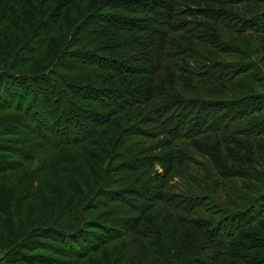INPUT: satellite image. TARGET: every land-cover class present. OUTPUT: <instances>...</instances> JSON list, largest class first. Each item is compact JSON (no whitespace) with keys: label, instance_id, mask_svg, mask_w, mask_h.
Instances as JSON below:
<instances>
[{"label":"trees","instance_id":"obj_1","mask_svg":"<svg viewBox=\"0 0 264 264\" xmlns=\"http://www.w3.org/2000/svg\"><path fill=\"white\" fill-rule=\"evenodd\" d=\"M181 1L186 0H0V176L20 170L25 162L32 160L39 152L42 153L44 148H66L61 163L68 161V158L71 160L73 154L69 153L70 148L93 144L97 129L111 128L115 115L120 116L126 109L137 106L142 107L137 114L139 119L122 129L115 142L108 143L106 153L109 152L112 157L113 150L120 147L121 140L132 132L141 134L142 137L158 136V139L154 144L141 145L134 152L136 157L132 156L119 164L116 173L125 169L142 171L145 175V171L150 172L158 164L164 171L156 173L160 178L177 172L179 166H174L173 163L177 156L181 157L182 148L175 147L171 150V140H160L161 136L166 135L169 138L188 139L196 143H193V147L200 151L216 149L222 173L226 171L224 169L230 168L234 174L243 177L245 173V177H248L245 167L251 162L260 163L256 159L258 153L264 157V116L261 115L264 112V92L248 93L235 99L219 98L220 100L208 94L194 95L195 98L190 100H170L160 108L154 107L149 111L147 104L155 95L169 97L161 87L165 86L163 81L160 78L157 81L156 73L161 72V77L167 74L177 77L176 72H173L174 68H178L175 61H184L181 57L185 55L194 62L196 70H199L203 67L202 60L207 65H215L212 55L218 50L229 52V48H219L221 42H209L198 32L206 28L217 35V27L201 24L202 27L195 30L196 23L184 28L182 25L186 21L173 22L175 8ZM230 1L234 3V0ZM129 3L135 5L131 6ZM241 3L244 2L237 4ZM195 6V11H202V6ZM247 12L245 11L248 17L243 24L247 27L246 30H252L251 24L264 23L262 12L256 8V4L249 6ZM223 17L227 19L226 15ZM220 22L222 21H218ZM188 41H194L202 48L191 44L189 46ZM193 47L195 49L191 50ZM230 68L233 70L235 66ZM100 72L109 73L107 81L123 77L119 85L125 86L120 91L104 88L106 80L102 79ZM233 73L237 75L235 78L243 75L239 68H235ZM213 75L211 74V78ZM231 77L233 76L228 79ZM156 81L160 89L155 88ZM231 88L224 89L222 86L218 91L228 92ZM203 93L210 94L209 90L204 89ZM149 113L155 115L151 117L148 116ZM173 116L177 117L179 126L176 130L169 131L165 123ZM251 117L254 119L246 128L229 131L232 129L231 124ZM120 118L132 120L133 113L130 111ZM150 118H153L150 124L155 123L151 127L152 132L145 127V122L149 124ZM212 126H215L216 133L223 132L226 135L219 143L221 145L208 146V138L199 141V138L215 133ZM255 129L258 131L255 132ZM105 132L107 131L101 134ZM105 136L108 137L106 140L111 138L109 132ZM237 137L253 139L242 142L236 140ZM260 164L264 166V162ZM67 168L63 167L61 170ZM92 171L91 168V179ZM258 177H263V173L253 174L248 180L259 182L256 179ZM146 188L148 187L137 186L135 189L134 193H138L139 200L164 202L174 211L180 210L173 203V195L160 192L145 194ZM248 188L249 191L254 190V187L246 184V189ZM113 194H116L115 197L120 195L119 192ZM189 197L183 200L184 203L187 202L181 209L185 215H190L192 210L203 206L201 197ZM114 201L118 202L114 209L122 215L123 197ZM102 204L104 202L100 200L98 208ZM142 206L145 207L144 204ZM129 207L140 209L139 205L131 203ZM263 214L264 190L251 199L245 208L226 214L214 222L210 231L204 235L208 241L205 245H194L188 250L184 248L185 238L189 237L192 230H198L196 223L185 216L174 219L170 215V222L174 226L170 231L173 238L170 249H175V253L168 254L167 259L170 264H217L218 261L209 262L203 258V248H212L215 260L222 259L218 249L228 247L234 240L245 241L250 238L253 234L251 232L244 239L238 240L236 237L239 231L251 227ZM128 215H124L129 218L126 225L130 227V231H134L138 222ZM141 222L139 219V225ZM200 224L204 225L202 222ZM103 227L109 235L111 230L106 225ZM54 228L49 225L44 231L45 236L41 235L43 240L34 243L33 247L24 246L23 249L29 252L34 251V247L43 251L50 249L81 259L111 241L109 236H101L91 230H84V233L80 229L65 234ZM176 234L181 235L180 241L176 239ZM117 236L121 235L116 234L114 238ZM69 239H72V244ZM52 241L67 247L55 248ZM231 251L229 256L239 264H264V247L260 258L251 256L246 261H237V251ZM10 262L49 264L50 259L21 252L15 262Z\"/></svg>","mask_w":264,"mask_h":264},{"label":"rangeland","instance_id":"obj_2","mask_svg":"<svg viewBox=\"0 0 264 264\" xmlns=\"http://www.w3.org/2000/svg\"><path fill=\"white\" fill-rule=\"evenodd\" d=\"M238 2L244 3L237 4ZM180 3L175 8L173 22L186 21V24L182 25L184 28L192 27L196 23L195 30L199 26L202 27L201 24L217 27V35L210 33L206 28H202L198 32L201 34L200 36L204 35L209 42L214 40L216 43L221 42L219 48H229V52L218 50L212 55L216 62L215 65H207L202 60L203 67L199 70H196L194 62L188 57L186 58L185 55L181 57L184 59L183 62L178 59L175 61L178 68H174L173 72H176L177 77L168 74L161 77V72L156 73L157 81L159 78L163 81L165 86L161 85V87L169 97L155 95L154 99H151L147 104L149 111L154 107L160 108L163 103L170 100H190V98H195L194 95L208 94V96L220 100L219 98L232 97L235 99L248 93L264 92V23L261 25L251 24L252 30L250 31L243 26L244 20L248 17L245 11L249 12V6L254 4H256V8H259V12H262L261 16L264 18V0H234V3L230 0H193V2L186 0ZM197 4L202 6L201 12L194 10ZM72 14L74 15V13ZM223 15H226L227 19ZM218 21L222 22L218 23ZM187 44L202 48L194 41H188ZM193 49L195 47L191 50ZM229 65L239 68L243 75L235 78L237 76L233 73L235 68L232 70L228 67ZM246 71L249 72L246 74ZM100 73L102 79L106 80L104 88L120 91L125 86V84L119 85L123 77L107 81L109 73ZM196 74L201 77L197 78ZM211 74H214L213 78H211ZM230 76L233 77L228 79ZM157 81L154 86L160 89ZM226 83L230 84L226 85ZM222 86L224 89L232 88L228 92L220 91V93L218 89ZM203 89L209 90L210 94L203 93ZM141 109L142 107L134 106L126 109L120 116L115 115L110 124L111 128L103 127L96 130L93 144L70 148L69 153L73 154V157L71 160L67 157L68 161L65 163H61V159L66 148L60 150L44 148L42 153L39 152L32 160L25 162L20 170L0 176V264L8 262L16 264L10 260L15 262L21 252L33 256H46L50 259L49 264H170L167 256L175 253V249H170L171 243H173L170 231L174 227L170 222L171 217L181 219L185 216L197 225L198 230H192L189 237L185 238L184 248L186 247L188 250L194 245L201 244L203 246L208 242L204 235L210 231L214 222L226 214L245 208L251 199L264 190V166L260 164L264 162V157L261 154L258 153L256 157L260 161L259 164L251 162L249 166L245 167L244 171L247 172L248 177H245V173H243V177H240L234 174L230 168L224 169L226 171L223 173L220 171L221 164H219L220 160L216 158V149L200 151L194 148V142L188 139L169 138L166 135L161 136L160 140H171V150L175 147L182 148L181 157L177 156L173 163L174 166H179L177 172L160 178L156 173L164 171L158 164L150 170L151 173L148 170L145 171V175L141 173L142 171L132 172L125 169L116 173L119 170V164L132 156L136 157L134 152H137L141 145L154 144L158 139V136L142 137L141 134L136 135L132 132L121 140L120 147L113 150L112 157L109 152L106 153L108 143L115 142L122 129L134 124L139 119L137 114ZM130 111L133 113L132 120L120 118ZM153 114L149 113L148 116L153 117L155 115ZM261 115L264 116V112ZM152 119H148L149 124L145 120V127H148L151 132V127L155 126V123L150 124ZM253 119L254 117L246 118L231 124L232 129L229 131L246 128ZM177 122V117L173 116L165 123V127L169 131H174L179 126ZM103 131L109 132L113 141L110 137L109 140H106L107 132L102 135ZM212 131L215 133L203 136L199 138V141L208 138V146H216L221 143L226 135L223 132L216 133L215 126H212ZM254 131L257 132L258 129ZM252 139L237 137L236 140L245 142ZM83 147L85 148L82 149ZM85 152L86 154H84ZM44 165L46 166L44 167ZM63 167L68 168L61 170ZM91 168L93 169L92 179L89 175ZM79 170L81 172L77 173ZM254 171L263 173V177L256 178L259 182L248 180L251 175L257 174ZM8 179L9 184H7ZM246 184L254 187V190L246 189ZM137 186L148 187L145 189V194L160 192L173 195V203L180 210L174 211L164 202L139 200L138 193H134ZM114 192H119L120 195L115 197ZM190 195L201 197L203 206L192 210L190 215H185L181 209L187 205V202L184 203L183 200L189 199ZM122 197L124 201L121 205L123 216L114 209L118 204L114 200L122 199ZM100 200L104 204L98 208ZM129 203L135 204V206L139 205L140 209L130 208ZM125 214H129L131 219L138 222L136 230L130 231V227H127L126 223H129V218L125 217ZM139 219L142 220L140 225ZM195 220L198 221L195 222ZM201 222L204 225H201ZM49 225L65 234L80 229L84 233V230H91L101 236H109L111 241L101 245L95 253L91 252L81 259L62 255L59 254L60 251L53 252L50 249L43 251L34 247V251L30 252L23 249L24 246L33 247L34 243L43 240L41 235L45 236L44 231ZM104 225L111 230L109 235L105 232ZM118 230L121 231L117 232ZM250 232L253 234L247 240H234L233 243L228 244V247L219 248L222 259L215 260L216 255L212 248H203V258L209 262L218 261L217 264H239L229 256L232 254V249L237 251V261H246L245 259L251 256L260 258L261 249L264 247V216L251 227L239 231L236 238L244 239ZM116 234L121 236L114 238ZM176 239L180 241L181 235L178 234ZM69 241L72 244V239ZM51 243L55 248L67 247L56 241Z\"/></svg>","mask_w":264,"mask_h":264}]
</instances>
